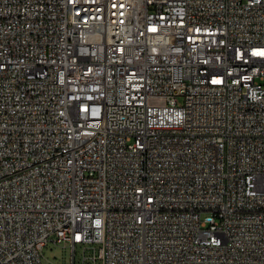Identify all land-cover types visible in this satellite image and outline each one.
<instances>
[{
    "label": "built area",
    "instance_id": "2783aa9c",
    "mask_svg": "<svg viewBox=\"0 0 264 264\" xmlns=\"http://www.w3.org/2000/svg\"><path fill=\"white\" fill-rule=\"evenodd\" d=\"M264 264V0H0V264Z\"/></svg>",
    "mask_w": 264,
    "mask_h": 264
},
{
    "label": "rangeland",
    "instance_id": "374dc122",
    "mask_svg": "<svg viewBox=\"0 0 264 264\" xmlns=\"http://www.w3.org/2000/svg\"><path fill=\"white\" fill-rule=\"evenodd\" d=\"M98 247V244H90L73 250L69 243L49 241L41 251L42 264H94L91 258L97 254Z\"/></svg>",
    "mask_w": 264,
    "mask_h": 264
}]
</instances>
